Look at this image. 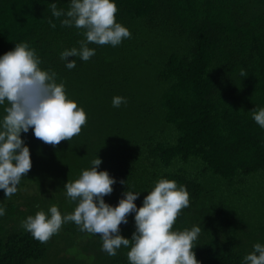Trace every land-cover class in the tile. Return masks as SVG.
Segmentation results:
<instances>
[{
    "label": "trees",
    "instance_id": "obj_1",
    "mask_svg": "<svg viewBox=\"0 0 264 264\" xmlns=\"http://www.w3.org/2000/svg\"><path fill=\"white\" fill-rule=\"evenodd\" d=\"M112 2L130 38L90 43L95 55L70 57L69 70L61 53L84 39L83 29L61 26L71 0H0V56L28 44L87 116L78 135L55 147L31 128L21 133L32 167L14 195L0 190V264H130L131 245L109 256L98 235L74 222L45 243L21 226L39 211L50 216L51 206L73 213L64 185L97 158V171L116 181L106 204L116 207L131 191L139 208L160 179L175 181L189 205L172 230L200 227L199 264H245L255 244L264 246V129L252 119L264 108V0ZM52 3L65 15L53 17ZM114 97L127 103L113 107ZM8 106L0 105V123ZM134 217L120 225L129 240Z\"/></svg>",
    "mask_w": 264,
    "mask_h": 264
},
{
    "label": "clouds",
    "instance_id": "obj_2",
    "mask_svg": "<svg viewBox=\"0 0 264 264\" xmlns=\"http://www.w3.org/2000/svg\"><path fill=\"white\" fill-rule=\"evenodd\" d=\"M53 17L65 13L50 5ZM118 9L112 0H71L70 9L61 26L83 29L84 39L79 49L72 48L61 53L67 61L66 67H76L70 57L88 61L95 50L88 45L118 46L123 39L130 38L127 28L116 22ZM51 27L55 24L49 21ZM41 61L26 43L15 44V48L0 56V105L5 101L6 115L0 123V190L6 198L17 192L21 177L31 170L30 150L24 146L21 133L31 128L35 138L53 147L68 141L81 132L87 116L77 103L68 99L64 85L56 83L54 72L41 70ZM241 75H245L242 71ZM127 101L114 97L113 107ZM252 119L264 129V108L252 110ZM102 161H92L91 170H84L74 182L64 185L67 197L77 202L74 212L62 216L56 206H51L49 215L39 211L22 221L21 226L41 243L57 234L61 226L74 222L79 230L98 235L102 240V251L116 256L121 246L129 247L130 264H199L193 251V241L200 227L191 230L173 231L178 214L189 205V194L185 187H177L175 181L160 179L154 189L143 200L142 207L134 203L140 194L125 192L116 207L105 203L104 197L113 192L116 181L106 171H97ZM121 183H125L121 181ZM135 213V232L131 239L120 235V225L127 224L129 214ZM5 209L0 208V216ZM245 264H264V246L257 243L254 251L247 255Z\"/></svg>",
    "mask_w": 264,
    "mask_h": 264
}]
</instances>
